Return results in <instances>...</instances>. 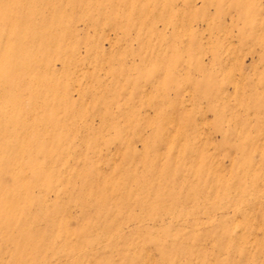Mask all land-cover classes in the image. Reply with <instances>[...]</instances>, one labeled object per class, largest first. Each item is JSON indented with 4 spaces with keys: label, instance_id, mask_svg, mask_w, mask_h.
<instances>
[{
    "label": "rangeland",
    "instance_id": "374dc122",
    "mask_svg": "<svg viewBox=\"0 0 264 264\" xmlns=\"http://www.w3.org/2000/svg\"><path fill=\"white\" fill-rule=\"evenodd\" d=\"M0 264H264V0H0Z\"/></svg>",
    "mask_w": 264,
    "mask_h": 264
}]
</instances>
